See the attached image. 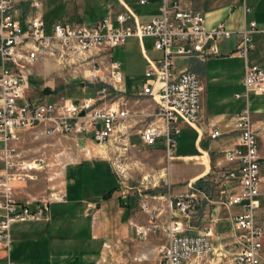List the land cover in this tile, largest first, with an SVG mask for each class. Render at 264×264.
<instances>
[{
    "label": "built area",
    "instance_id": "2783aa9c",
    "mask_svg": "<svg viewBox=\"0 0 264 264\" xmlns=\"http://www.w3.org/2000/svg\"><path fill=\"white\" fill-rule=\"evenodd\" d=\"M14 1L0 0V250L4 264H12L8 258L10 227L47 221L49 203L65 200L61 191L47 200L16 199L13 182L26 176L22 171L31 170L18 159L15 144L20 134L40 127L47 136L58 134L71 141H89L112 154L123 155L128 148L134 149L130 143L132 115L125 101L119 102L125 93L122 73L106 52L123 46L128 38H149L161 58L146 60V82L139 95L151 98L155 108L145 116L150 120L135 136L141 145L160 143L169 166L179 125L195 129L200 120L202 93L193 72L180 70L172 74L173 61L193 59L203 63L217 54L215 44L233 33L222 25L206 30L199 13L181 9L173 0H160V15L145 24H137L127 11L115 17L116 26L105 17L90 27L57 23L46 31L38 12L39 3L31 0L34 15L21 27L13 17ZM245 2L239 0L242 11L247 13ZM255 33L264 34V25L257 28L250 22L246 29L237 32L234 55L243 61L252 48L251 35ZM47 60L82 73L90 85H97L94 95L79 100L38 102L28 98L30 71L36 63ZM241 82L245 99L250 94H264V66L244 65ZM232 119L235 143L221 153L225 164H217L210 174L209 188L214 196L197 189L195 182H188L187 191L178 195L170 194L168 184L160 197L162 207L139 203L146 223L132 226L135 239L144 241L156 233L162 238L151 264H264V179L260 176L256 133L247 110ZM207 136L213 140L222 133L213 129ZM113 161L114 174L121 181L122 164L118 158ZM35 163L38 166L40 161ZM146 185L153 188L152 184ZM155 198L150 197L153 201ZM203 205L217 206L225 213L228 242L218 243L224 238L217 234L219 220L209 218L205 212L197 218L199 228L192 225V210L203 209ZM159 216H164V220ZM189 231L195 234H186Z\"/></svg>",
    "mask_w": 264,
    "mask_h": 264
},
{
    "label": "crops",
    "instance_id": "0c3cea01",
    "mask_svg": "<svg viewBox=\"0 0 264 264\" xmlns=\"http://www.w3.org/2000/svg\"><path fill=\"white\" fill-rule=\"evenodd\" d=\"M34 1L39 3L38 12L46 31L57 23L85 26L83 21L86 15H93L96 11L100 16L93 24L108 17L113 26H116L115 17L127 11L137 24L148 23L151 18L160 15V0H144L142 4L140 0ZM173 1L177 2L181 9L199 13L206 30L222 25L233 32L229 38L215 44L217 54L208 57L203 63L193 59L173 61V75L180 70L191 71L197 75L202 88L201 117L195 129L179 125V134H184L183 138L189 143V149L173 155L169 163V167L173 164V167L181 166L187 170L183 192L185 193L186 183L199 179L195 184L196 187H201L217 164H225L221 153L224 149L232 147L236 140L232 119L234 115L247 110L252 123L253 120H264V94H250L245 99L241 82L244 65L264 66V34L251 35L252 48L244 61L234 55L239 38L237 32L246 29L250 22H254L257 28L264 25V0H246L245 5L249 9L247 13L242 11L239 0ZM30 3L31 0H15L13 3V17L21 27L34 15ZM106 55L120 67L125 93L119 102L125 101V107L132 115L129 120L132 132L130 139L138 140L136 131L149 122L150 119L145 116L155 108L151 98L139 95L146 82V60H158L161 53L152 49V40L149 38L141 41L128 38L123 46L110 49ZM175 61L180 64L178 67L174 66ZM48 64L49 61H44L36 63L33 67L36 74L41 76L39 89L47 90L44 93L40 90L43 98L51 97L55 92L52 80L45 81ZM137 66H140V73H135L134 67ZM236 96L238 98H235ZM42 97L39 98L40 101H52ZM213 129L221 132L222 136L209 139L207 133ZM85 148H90L91 152L95 150L88 145ZM157 148L161 149V146ZM258 151L261 157L260 176L264 179V155L259 147ZM89 153L90 151L87 152ZM84 164L87 165L83 167ZM82 170L89 174L87 181L82 177ZM62 184L60 191L64 193L65 200L61 203H49L47 221L17 223L10 227L8 258L12 264H100L112 252L118 264L152 263L158 245L154 242V235L144 241H138L134 237L132 226L146 223V215L139 210L141 201L157 208L162 207V203L159 204L162 199L155 198L153 201L151 196L141 193L137 188H123L106 156L96 158L94 155H87L81 163L67 167ZM16 199L22 201L17 197ZM212 212L216 217L211 218L224 222L225 213L222 210L214 208ZM159 217L161 221L164 220V216ZM192 225L196 229L200 226L193 221ZM224 226L226 227L224 223L219 225L220 228ZM186 234H195V231ZM262 256L264 258V254ZM3 259V251L0 250V264H4Z\"/></svg>",
    "mask_w": 264,
    "mask_h": 264
},
{
    "label": "rangeland",
    "instance_id": "374dc122",
    "mask_svg": "<svg viewBox=\"0 0 264 264\" xmlns=\"http://www.w3.org/2000/svg\"><path fill=\"white\" fill-rule=\"evenodd\" d=\"M92 14L93 15H86L83 25L91 26L94 20L100 16L97 11ZM47 61H49V64L46 67L47 75L45 76V81L52 80V87L55 92L51 97H42L43 95L41 94V91L45 88L39 89L38 87L42 81L41 76L37 75L34 68H32L30 71L31 76H29V88L26 91V96L30 97L31 100L38 102L41 97L44 100H56L59 98L78 100L82 97H91L94 95V89L91 87L90 81L86 80L82 73L74 72L52 60ZM179 65L180 64L177 61L174 62L175 67H178ZM134 70L135 73L139 72L140 66L134 67ZM46 95L47 94H45V96ZM253 128L255 129L259 150L264 155V120H253ZM183 137V133H180L177 136V149L172 152V155L183 153L189 149L190 145ZM130 143L134 145V149L128 148L123 155H117L116 153L112 154L106 152L104 147H98L89 141L85 144L83 141H71L65 139L58 134L47 136L42 133L40 127L24 131L20 134L19 141L15 144L18 159L20 162H23L24 165H29L31 163L36 164L35 162L37 160L40 161V163L38 166H34L35 170L22 171L26 176H22L18 181L13 182L14 193L16 197L22 201L49 199L51 194L60 192L67 167L81 163L87 155H94L96 158L98 156H106L108 161L111 162H114L113 160L118 158L122 164L121 168L123 172L121 175L123 178H121V185L123 188H137L141 193L148 196H155L157 198H160L166 193V187L168 184L170 185L169 192L171 195L183 193L185 191L184 182L187 179V170L181 166L173 167V164H170V167L167 166L163 152L161 149L157 148L160 147V143H156L155 147L141 145L137 139H130ZM86 145L95 148V150L91 152L90 148H85ZM86 150L90 151V153L87 154ZM86 165L87 164H84L83 167ZM81 173L82 177L87 181L89 179L88 172L82 170ZM143 178L144 180H142ZM181 179H183L182 182H180ZM209 179L210 175L205 178V184L196 188L203 192L209 191L211 196H214V194L211 193L212 190L209 188ZM148 183L152 184L153 188L146 185ZM79 192L81 193V191ZM160 202L162 203V200L159 201V204ZM203 206V209L196 207L192 210V215L194 217L193 222L195 224L197 218H199L203 212H205L209 218H211V216L216 217L212 210L217 206ZM231 210L234 211L236 208H232ZM261 213L263 214L264 210H261ZM220 223L224 222H218V226ZM217 234L224 237L219 242L217 241L218 243L229 241L228 236H226L228 234L227 227H219ZM154 242L158 245L162 243L160 234H154ZM100 264L118 263L115 262V255L112 252V254H108Z\"/></svg>",
    "mask_w": 264,
    "mask_h": 264
},
{
    "label": "bare ground",
    "instance_id": "6f19581e",
    "mask_svg": "<svg viewBox=\"0 0 264 264\" xmlns=\"http://www.w3.org/2000/svg\"><path fill=\"white\" fill-rule=\"evenodd\" d=\"M205 156V155H204ZM32 164V163H31ZM29 164L28 165V167H29V169H31V170H35V167L34 166H36L35 164ZM213 253H216V250L213 252Z\"/></svg>",
    "mask_w": 264,
    "mask_h": 264
},
{
    "label": "trees",
    "instance_id": "16d2710c",
    "mask_svg": "<svg viewBox=\"0 0 264 264\" xmlns=\"http://www.w3.org/2000/svg\"><path fill=\"white\" fill-rule=\"evenodd\" d=\"M42 92H47V90L46 89H44ZM199 181V179L198 180H196V182L195 183H197Z\"/></svg>",
    "mask_w": 264,
    "mask_h": 264
}]
</instances>
